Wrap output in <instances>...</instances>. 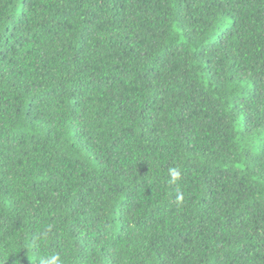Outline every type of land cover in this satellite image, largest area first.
<instances>
[{"label":"trees","instance_id":"obj_1","mask_svg":"<svg viewBox=\"0 0 264 264\" xmlns=\"http://www.w3.org/2000/svg\"><path fill=\"white\" fill-rule=\"evenodd\" d=\"M51 254L264 264V0H0V264Z\"/></svg>","mask_w":264,"mask_h":264},{"label":"clouds","instance_id":"obj_2","mask_svg":"<svg viewBox=\"0 0 264 264\" xmlns=\"http://www.w3.org/2000/svg\"><path fill=\"white\" fill-rule=\"evenodd\" d=\"M172 182L174 183L177 179H179L180 173L176 168H172L169 170ZM44 239L47 240V232L44 234ZM39 264H63L61 257L59 254H51L47 256H43L39 259Z\"/></svg>","mask_w":264,"mask_h":264}]
</instances>
